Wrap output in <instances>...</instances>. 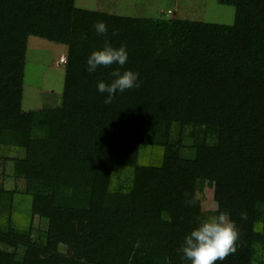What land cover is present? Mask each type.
Returning a JSON list of instances; mask_svg holds the SVG:
<instances>
[{
	"label": "trees",
	"instance_id": "1",
	"mask_svg": "<svg viewBox=\"0 0 264 264\" xmlns=\"http://www.w3.org/2000/svg\"><path fill=\"white\" fill-rule=\"evenodd\" d=\"M216 1L231 25L0 0V148L24 152L0 154V208L11 163L46 221L35 239L0 230V264H185V234L220 212L240 233L222 264H264V0ZM30 37L67 50L61 102L38 111L22 110ZM105 39L140 81L111 104L96 90L111 68L85 70ZM142 150L161 158L141 165Z\"/></svg>",
	"mask_w": 264,
	"mask_h": 264
},
{
	"label": "rangeland",
	"instance_id": "2",
	"mask_svg": "<svg viewBox=\"0 0 264 264\" xmlns=\"http://www.w3.org/2000/svg\"><path fill=\"white\" fill-rule=\"evenodd\" d=\"M78 8L90 11L109 12L136 18H169L176 15L177 19L231 25L234 9L221 6L216 0H75ZM153 6V10L151 7ZM171 10V13H168ZM17 21L13 22L14 26ZM12 24V25H13ZM66 53V47L56 45L46 40L30 37L27 40L26 63L24 68V91L22 110L38 111L60 104L64 86V65L59 64L60 56ZM148 130V128H147ZM149 133V130H148ZM149 135V134H148ZM146 140L149 141L147 135ZM148 143V142H147ZM142 150L139 164L156 163L160 157L146 154ZM0 154L11 158L23 157V150L12 147H1ZM159 158V159H158ZM11 163L6 165L5 190L0 208V230L10 231L14 239L23 240L30 232L32 239L45 230L46 221L36 216L31 217V197L22 194L23 182L15 181L12 177ZM18 191V192H16ZM203 211L212 209L209 191L201 197ZM210 215H204L206 218ZM8 251L14 245L3 247ZM63 251V249H62Z\"/></svg>",
	"mask_w": 264,
	"mask_h": 264
},
{
	"label": "clouds",
	"instance_id": "3",
	"mask_svg": "<svg viewBox=\"0 0 264 264\" xmlns=\"http://www.w3.org/2000/svg\"><path fill=\"white\" fill-rule=\"evenodd\" d=\"M93 27L98 36L108 35V26L105 23L97 22ZM116 34L115 30L111 33L113 36ZM127 60L126 45L114 47L108 39L104 40L102 47L88 55L85 70L89 74L96 73L99 68H111L110 79H99L96 83V90L104 97L105 104H111L118 93L140 86L139 73L124 69ZM240 219L247 220L246 211L240 213ZM239 236L238 226L230 214L220 212L200 219L185 234L178 252L185 264H222L227 256L236 253Z\"/></svg>",
	"mask_w": 264,
	"mask_h": 264
},
{
	"label": "crops",
	"instance_id": "4",
	"mask_svg": "<svg viewBox=\"0 0 264 264\" xmlns=\"http://www.w3.org/2000/svg\"><path fill=\"white\" fill-rule=\"evenodd\" d=\"M151 7V6H150ZM113 10H109L111 13H109V12H105V13H108V14H113V15H118V16H123V15H119V14H115L114 12H112V11H114V8H112ZM151 9L153 10L154 8H153V6L151 7ZM168 11H171V10H168ZM100 12V11H99ZM126 17H130V16H126ZM174 17H176V15H174ZM142 18V17H141ZM67 51V50H66ZM60 58H66V53L65 54H63V56L61 55L60 56Z\"/></svg>",
	"mask_w": 264,
	"mask_h": 264
},
{
	"label": "built area",
	"instance_id": "5",
	"mask_svg": "<svg viewBox=\"0 0 264 264\" xmlns=\"http://www.w3.org/2000/svg\"><path fill=\"white\" fill-rule=\"evenodd\" d=\"M170 13V12H169ZM59 64L65 65L66 64V58H60L59 59Z\"/></svg>",
	"mask_w": 264,
	"mask_h": 264
}]
</instances>
